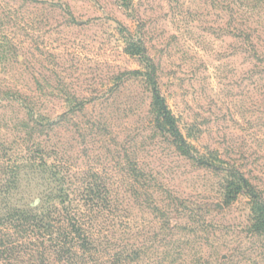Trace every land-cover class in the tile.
Listing matches in <instances>:
<instances>
[{
	"label": "rangeland",
	"instance_id": "1",
	"mask_svg": "<svg viewBox=\"0 0 264 264\" xmlns=\"http://www.w3.org/2000/svg\"><path fill=\"white\" fill-rule=\"evenodd\" d=\"M261 203L264 0H0V264H264Z\"/></svg>",
	"mask_w": 264,
	"mask_h": 264
},
{
	"label": "trees",
	"instance_id": "2",
	"mask_svg": "<svg viewBox=\"0 0 264 264\" xmlns=\"http://www.w3.org/2000/svg\"><path fill=\"white\" fill-rule=\"evenodd\" d=\"M151 82H152V86H153V103L157 107L159 118L164 122V124L167 127H170L168 129V132L174 138L181 139V136L178 133V130L176 129V127H175L173 117L171 116L170 112L168 111V109H167V107L165 105V101L161 97L158 89H156L155 82L153 81V78L151 79ZM44 167H47L46 164L44 165ZM53 178H54L53 176L47 175L46 172L44 173V175H42V179L45 180V181H48V183H51L53 181ZM237 180L240 183H242L244 185V187L246 186L245 180L241 176ZM65 198H66V194H64L63 192H61L59 194H54L53 191H52V192L48 193L46 196L43 197L44 207L46 208V210L49 213H51L56 208H53V205L50 202L53 201V200H59V203L63 204L65 202ZM257 202L259 203V201H257ZM259 207H260V213H261L260 217H262L263 220H264V205H263V203H261ZM65 210L68 211L67 209H65ZM36 219L39 222H43V218H41V217L40 218L38 217ZM70 220L71 219L68 220V224L70 223ZM43 226L48 227L47 224H43ZM263 227H264V224H263Z\"/></svg>",
	"mask_w": 264,
	"mask_h": 264
}]
</instances>
